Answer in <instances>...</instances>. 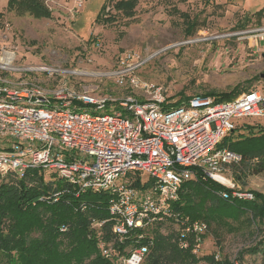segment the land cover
Listing matches in <instances>:
<instances>
[{
	"label": "built area",
	"instance_id": "obj_1",
	"mask_svg": "<svg viewBox=\"0 0 264 264\" xmlns=\"http://www.w3.org/2000/svg\"><path fill=\"white\" fill-rule=\"evenodd\" d=\"M233 36L255 40V47L260 48L264 26ZM15 61L13 52L0 55V139L12 142L10 148L0 150L1 176L42 168L81 191H110L113 232L120 242L136 229L171 221L181 232L182 248H189L186 236L192 237L195 255L205 243L208 224L191 221L169 208L179 199L184 183L210 179L233 189L234 197L254 199L252 193L241 192L225 173L227 166L241 161V156L219 148V144L239 127L240 120H264V95L259 90L244 92L230 101L199 95L166 107L162 88L141 82L132 69L116 74L119 84L126 82L130 88L142 90L145 100L76 91L65 80L52 89L34 82L15 84L13 74L19 72L72 74L46 66L19 68ZM114 105L122 108L126 117L116 111L94 116L70 109L94 107L98 111ZM137 172L148 174L152 186L132 188L129 176ZM103 224L96 222L95 226ZM144 237L137 235L136 246L117 258V264H143L152 244L151 240L141 244ZM101 245L103 254L112 258L113 249ZM215 259L222 257L217 254ZM232 262L240 264L236 259Z\"/></svg>",
	"mask_w": 264,
	"mask_h": 264
},
{
	"label": "rangeland",
	"instance_id": "obj_2",
	"mask_svg": "<svg viewBox=\"0 0 264 264\" xmlns=\"http://www.w3.org/2000/svg\"><path fill=\"white\" fill-rule=\"evenodd\" d=\"M117 1L46 0L52 17L39 19L9 11V0H0V55L5 51L15 53V66L19 68L46 66L72 72L69 76L19 72L13 74L16 78L12 81L34 82L52 89L65 80L76 91L115 98L133 95L145 100L142 90L132 89L126 82L119 84L116 74L132 69L141 82L162 88L166 107L194 96L229 94L238 86L237 97L252 90L264 95V41L257 48L255 40L233 36L264 26V12L259 15L264 0H139L133 18L115 11ZM102 6H106L102 17L113 16V22H97ZM182 14L189 17L191 28ZM70 109L94 116L116 111L126 117L118 105L98 111L94 107ZM246 123L264 126L261 119L239 121L240 125ZM240 131L246 134V130ZM11 145L10 140L0 139V150ZM225 173L231 177L230 170ZM141 177L145 182L150 179L146 173ZM2 179L0 175V183ZM243 189L264 195V173L249 177ZM242 220L228 222L233 231L226 223L210 222L197 257L220 254L240 264H264V225L254 235L256 228L250 227L246 215L241 225ZM159 231L167 235L177 228L166 224ZM258 244L259 252L246 251ZM243 251L246 253L240 260Z\"/></svg>",
	"mask_w": 264,
	"mask_h": 264
},
{
	"label": "trees",
	"instance_id": "obj_3",
	"mask_svg": "<svg viewBox=\"0 0 264 264\" xmlns=\"http://www.w3.org/2000/svg\"><path fill=\"white\" fill-rule=\"evenodd\" d=\"M46 0H9L7 9L22 16L26 13L43 19L52 12ZM139 0H118L114 4L117 13L133 18ZM106 6H102L97 22H113L114 17L103 18ZM264 9L259 12L261 15ZM1 15V14H0ZM188 29L192 22L186 14ZM191 25V26H190ZM240 86L229 94H209L218 101L233 100ZM217 96V97H216ZM180 103V102H178ZM176 103V104H178ZM174 104V105H176ZM246 130V134L243 131ZM10 148V147H8ZM219 148L241 156V161L227 166L231 178L246 187L248 178L264 173V126L246 123L227 135ZM141 173L130 174V185L136 189H148L152 181H143ZM0 183V264H117V258L134 248L136 236L145 234L143 242L152 241L150 252L143 264H233L226 258L216 260L215 255L203 258L193 254V240L186 236L189 248L180 245L181 232L163 235L159 227L171 221L156 222L146 229H136L120 242L113 232L114 219L110 213V191H81L78 186L61 179L55 172L42 168L31 169L24 174L15 172L4 176ZM241 187V192H245ZM233 189L210 179L198 178L181 186L179 199L170 203L172 212L191 221L210 222L246 221L255 227L254 235L264 225V195L254 192L253 200L232 196ZM227 194L228 197L224 195ZM244 216V217H243ZM243 217V218H242ZM96 222H104L101 227ZM175 227V226H174ZM64 229V231H62ZM233 231V226H230ZM111 247L113 257L103 254L101 244ZM261 244L246 250L259 252ZM240 253L241 260L246 253Z\"/></svg>",
	"mask_w": 264,
	"mask_h": 264
},
{
	"label": "water",
	"instance_id": "obj_4",
	"mask_svg": "<svg viewBox=\"0 0 264 264\" xmlns=\"http://www.w3.org/2000/svg\"><path fill=\"white\" fill-rule=\"evenodd\" d=\"M261 78L264 79V75H261Z\"/></svg>",
	"mask_w": 264,
	"mask_h": 264
}]
</instances>
